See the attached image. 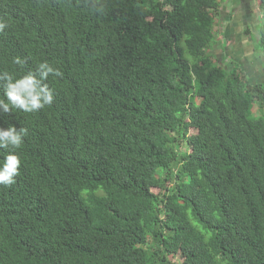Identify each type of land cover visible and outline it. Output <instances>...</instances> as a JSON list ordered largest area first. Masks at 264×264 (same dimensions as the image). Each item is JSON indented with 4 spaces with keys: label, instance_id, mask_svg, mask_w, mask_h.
Segmentation results:
<instances>
[{
    "label": "trees",
    "instance_id": "1",
    "mask_svg": "<svg viewBox=\"0 0 264 264\" xmlns=\"http://www.w3.org/2000/svg\"><path fill=\"white\" fill-rule=\"evenodd\" d=\"M102 3L0 0V72L63 73L52 106L0 115L28 130L0 264H264V83L208 54L223 0Z\"/></svg>",
    "mask_w": 264,
    "mask_h": 264
},
{
    "label": "clouds",
    "instance_id": "2",
    "mask_svg": "<svg viewBox=\"0 0 264 264\" xmlns=\"http://www.w3.org/2000/svg\"><path fill=\"white\" fill-rule=\"evenodd\" d=\"M85 6L90 7L94 14L103 15L105 8L102 0H85ZM10 27L7 20L0 18V34ZM13 63L23 67L26 61L15 58ZM62 78L63 73L48 61L39 62L34 70L23 75L13 72H0V84L3 86V96L0 98V115L15 114L17 111L31 114L53 105L54 90L49 86V77ZM28 130H19L13 125L6 129L0 127V150L3 159L0 160V185L11 187L16 183L22 166L19 151L22 149Z\"/></svg>",
    "mask_w": 264,
    "mask_h": 264
},
{
    "label": "rangeland",
    "instance_id": "3",
    "mask_svg": "<svg viewBox=\"0 0 264 264\" xmlns=\"http://www.w3.org/2000/svg\"><path fill=\"white\" fill-rule=\"evenodd\" d=\"M260 17L258 0H223L215 20V45L208 51L219 68L239 65L252 84L264 83V55L257 58L254 50L257 31L263 25Z\"/></svg>",
    "mask_w": 264,
    "mask_h": 264
}]
</instances>
